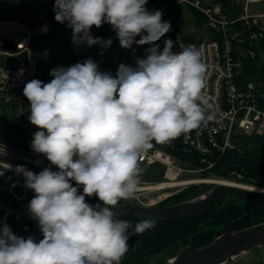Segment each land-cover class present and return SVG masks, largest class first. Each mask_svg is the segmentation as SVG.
Segmentation results:
<instances>
[{"label":"clouds","instance_id":"9594fccd","mask_svg":"<svg viewBox=\"0 0 264 264\" xmlns=\"http://www.w3.org/2000/svg\"><path fill=\"white\" fill-rule=\"evenodd\" d=\"M148 0H55V20L72 30L74 44L89 47L112 40L93 38L91 28L112 26L122 48L151 45L137 67L121 63L115 77L92 59L51 70L53 79H33L23 88L29 102L32 150L58 171L38 174L17 165L25 187L35 195L28 204L43 239H24L0 228V264H121L131 235L156 226L114 218L121 200L140 186V157L156 144H169L212 119L204 94L206 65L195 45L159 41L171 30L162 11H149ZM140 38L137 40L136 37ZM12 166L0 170V175ZM75 181L77 186H73ZM83 187V192L78 191ZM95 195L101 204L91 205Z\"/></svg>","mask_w":264,"mask_h":264},{"label":"built area","instance_id":"2783aa9c","mask_svg":"<svg viewBox=\"0 0 264 264\" xmlns=\"http://www.w3.org/2000/svg\"><path fill=\"white\" fill-rule=\"evenodd\" d=\"M41 1L53 10L55 0ZM257 5L264 6V0H163L159 6L162 20L171 23V30L160 43L161 51L164 41L171 39L175 42L174 52L180 47L195 45L202 54L207 69L204 94L212 105L209 110L212 119L181 135L178 142L173 140L171 148L176 153H165L158 148L145 152L139 164L160 163L165 167L164 179L140 181L137 193L166 192L187 185L189 182L181 179L192 173H207L229 150L238 148L236 140L240 137L264 140V12L252 13V6ZM154 8L155 5H151L150 11ZM187 25L196 31L185 32ZM63 26L78 62L92 59L96 63L94 45L74 44L72 30L66 24ZM94 27L90 30L92 36ZM52 30L44 19L13 41L17 53L0 50V94L21 91L36 76L37 62L30 55L31 39L49 35ZM9 57L21 60L18 71L6 68L5 61ZM184 155L191 159L183 158ZM179 163L186 168L177 166ZM7 164L12 167L0 175V228L7 224L14 235L24 239L32 237L39 242L43 235L35 230L34 226L39 228L38 222L31 218L28 209L35 193L25 187L24 176L17 174L15 168L21 165L36 174L45 168L58 169L55 165L49 167L42 154L27 155L0 144V170ZM179 183L181 185L153 188ZM149 187L150 190H143ZM128 232L131 234L132 229Z\"/></svg>","mask_w":264,"mask_h":264},{"label":"trees","instance_id":"16d2710c","mask_svg":"<svg viewBox=\"0 0 264 264\" xmlns=\"http://www.w3.org/2000/svg\"><path fill=\"white\" fill-rule=\"evenodd\" d=\"M162 2L163 0H148L146 8L150 11L151 5H155L152 11L159 10ZM92 32L93 38L99 37L106 41L111 36L113 28L111 25L104 23L99 28L94 27ZM164 37L157 42L160 43ZM94 53L95 58H97L98 70L102 73L110 72L115 77L119 66L111 62L109 48H103L101 44H96L94 45ZM175 141L178 142L179 137ZM153 148H162L168 150L169 153H176L171 148V143L160 145L153 142ZM182 157L191 159L186 155ZM213 172L223 177H229L232 172H236L244 175L245 180L261 183L264 186V142L261 140L260 145L252 152L247 151L245 145L229 150L223 156L221 162L215 166ZM72 185L77 186L76 182ZM180 193L182 194L172 197L171 200L176 201L185 197V195L198 192L196 187H189ZM88 203L96 205L102 202L94 196ZM118 205H121L120 202ZM259 213H264V207L233 196H220L210 209L197 216L178 220L155 219L156 226L154 228L145 231L141 235L130 234L128 240L129 250L121 262L140 264L149 260L151 256L167 250H174L176 256L185 247L202 248L220 236L221 229L218 228L220 225H225L228 221L242 217L245 214H247V217H244V219L246 218L245 221H249L252 220L253 215ZM122 219L130 221L134 226L139 221L153 218L132 215ZM258 224H261V222H256L246 228ZM222 228L225 229V227Z\"/></svg>","mask_w":264,"mask_h":264},{"label":"rangeland","instance_id":"374dc122","mask_svg":"<svg viewBox=\"0 0 264 264\" xmlns=\"http://www.w3.org/2000/svg\"><path fill=\"white\" fill-rule=\"evenodd\" d=\"M19 5H27V3H21ZM31 6L34 7L41 14L40 10L37 7L33 5ZM6 11H9V9L0 10V12H6ZM251 12L263 13L264 6L261 5L252 6ZM189 31L195 32L196 29H194L190 25H187L185 28V32H189ZM196 34H198V32H196ZM139 38H140L139 36L136 37L137 40ZM109 39L112 40L111 45L108 47L110 51L109 58L111 62H113L117 66L123 63L133 68L137 67L135 62L136 59L144 58L146 56V49L151 46V45L141 46L134 43L132 47L129 49L122 48L119 44V40L114 30L111 36L109 37ZM31 40H32L31 57L37 62V72H36V76L33 79H38L43 81L44 83H48L53 79V77L50 75L52 69L57 68L58 66L69 67L64 51L61 48L58 38L53 30L49 35L33 36ZM155 43L159 44L161 50V44H160L161 42L160 43L155 42ZM96 63H97V58H96ZM29 107H30L29 102L27 98L23 95V90L16 91L10 94H0V123H16L18 124V126L24 128L28 132L35 133L39 129L36 126L32 125L28 119ZM7 135L8 138L9 137L15 138V133L13 132L7 133ZM261 140L264 142L263 139H259V138L240 137L239 139L236 140V144L240 142L238 144V147L245 145V149L247 151L252 152L254 149L257 148V146L260 145ZM158 149L162 150L165 153H169L168 150L166 149H162V148H158ZM179 164H177V166L186 168L185 165H182V163ZM140 167L142 169V175L140 177V181H147V182L163 181L165 167L160 163H157L156 165L153 166L140 165ZM214 168L215 166L208 169L207 173L202 174L203 176L198 173L188 174L186 177L181 179V181H188L191 183L192 181L200 180V179H204V180L221 179L223 181L225 180L237 184V186L244 185L245 188L254 187V188H258V190H261V188L264 189V186H262L261 183L247 181L245 180L244 175L236 172H232L229 177L218 176L213 172ZM188 169L191 171L193 170L191 167H188ZM71 183L73 184L75 182L71 181ZM190 183L166 192L136 193L135 196L131 199L121 200L120 204L133 203L143 207H157L163 204H170L171 206H173L201 197L202 195L206 194L205 193L206 191L210 190L213 186H215L214 184H209V183H198V184H190ZM189 187H196L198 193H190L189 195H185V197H182L176 201L171 200L172 197L181 195L182 193L180 192H182L185 189H188ZM79 188H80L79 192L82 193L83 189L81 188L83 187L80 186ZM240 188L242 187L240 186ZM94 196L95 195L91 197H86V201L87 202L91 201ZM118 206L119 205H117L113 209V211H115L118 208ZM244 217H247V214L242 215V217H238L236 219L230 220L225 225H220L218 227L219 229H221L220 235L224 233L233 234L239 232L241 230L247 229L246 228L247 226L254 224L256 222L264 223V213L253 215V218H251L252 220L249 221H245L246 218L244 219ZM222 227H225V229H223ZM255 251L259 253L261 258L263 259V264H264V248H258L255 249ZM174 257H175V251L167 250L165 252L151 256L149 260L142 262L140 264H154V263L165 264ZM121 264H134V263L121 262Z\"/></svg>","mask_w":264,"mask_h":264},{"label":"water","instance_id":"95a60500","mask_svg":"<svg viewBox=\"0 0 264 264\" xmlns=\"http://www.w3.org/2000/svg\"><path fill=\"white\" fill-rule=\"evenodd\" d=\"M21 3H27L37 7L44 19L50 23L64 51L69 66L79 63L63 24L55 20V12L45 5L43 1L0 0V10L10 9ZM0 50L13 54L17 53L16 46L10 39L5 40L0 45ZM21 64V60L15 57H9L5 61V66L10 71H18L21 68ZM47 165L49 167L53 166L48 160ZM205 193L196 199L161 208L143 207L133 203H124L114 211L116 213L114 218L122 219L132 215L159 220L190 218L210 209L220 196H233L264 207V193L223 185H215ZM34 228L42 236L40 229L36 226ZM258 248H264V223L233 234L224 233L212 243L202 248L185 247L165 264H230L236 257Z\"/></svg>","mask_w":264,"mask_h":264},{"label":"crops","instance_id":"0c3cea01","mask_svg":"<svg viewBox=\"0 0 264 264\" xmlns=\"http://www.w3.org/2000/svg\"><path fill=\"white\" fill-rule=\"evenodd\" d=\"M43 21L44 17L42 14L29 4L15 6L9 9V11L0 12V45L7 39L17 41L24 35L26 30L35 28ZM11 132L15 133V138H8L7 133ZM33 134L34 133L28 132L24 128L18 126L16 123H0V144L22 153H27V155L37 154L31 148ZM255 263L263 264V259L257 251L252 250L234 259L230 264Z\"/></svg>","mask_w":264,"mask_h":264},{"label":"bare ground","instance_id":"6f19581e","mask_svg":"<svg viewBox=\"0 0 264 264\" xmlns=\"http://www.w3.org/2000/svg\"><path fill=\"white\" fill-rule=\"evenodd\" d=\"M169 175L170 176H173L171 173ZM198 183H209V184H214V185H223V186H228V187H236V188H239V189H244V190H249V191H255V192H259V193H264V189L263 188H261V190H258V188H254V187H252V188H245L244 185H238L237 186V184H234L232 182H228V181H225V180L223 181L221 179L220 180H217V179L216 180H204V179H202V180H195V181H192L190 184H198ZM178 185H181V183L175 184V185H161L160 184V185H157V186H153V188H159V189H161V188H164V187H167V186L172 187V186H178ZM240 186L242 188H240ZM143 190H150V187L149 188H145ZM236 258H238V257H236Z\"/></svg>","mask_w":264,"mask_h":264},{"label":"flooded vegetation","instance_id":"af4514ba","mask_svg":"<svg viewBox=\"0 0 264 264\" xmlns=\"http://www.w3.org/2000/svg\"><path fill=\"white\" fill-rule=\"evenodd\" d=\"M168 206H171L170 204H163V205H159L157 206L158 208H161V207H168Z\"/></svg>","mask_w":264,"mask_h":264}]
</instances>
